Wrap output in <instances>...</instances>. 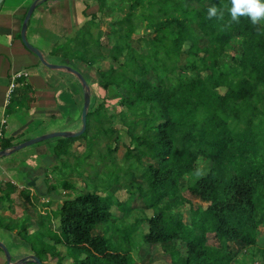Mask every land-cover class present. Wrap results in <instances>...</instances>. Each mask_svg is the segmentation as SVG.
Segmentation results:
<instances>
[{
  "label": "trees",
  "instance_id": "1",
  "mask_svg": "<svg viewBox=\"0 0 264 264\" xmlns=\"http://www.w3.org/2000/svg\"><path fill=\"white\" fill-rule=\"evenodd\" d=\"M117 1L98 0L121 14L109 33L79 31L65 50L96 69L100 100L56 150L69 161V143L84 138L90 171L77 172L80 188L62 184L55 224L33 230L23 218L10 230L42 263L135 264L134 249L160 248L168 264H264V19L232 20L231 0ZM236 37L239 58L225 52Z\"/></svg>",
  "mask_w": 264,
  "mask_h": 264
},
{
  "label": "crops",
  "instance_id": "2",
  "mask_svg": "<svg viewBox=\"0 0 264 264\" xmlns=\"http://www.w3.org/2000/svg\"><path fill=\"white\" fill-rule=\"evenodd\" d=\"M33 1L3 0L0 4V151L45 134L77 132L81 128L83 89L78 79L66 70L44 66L21 41L23 19ZM116 3L117 0H106L108 6ZM120 15L101 9L98 0H44L37 4L27 24V41L44 54L49 64L67 65L83 76L90 88L89 111L100 100L96 69L72 58L65 50L74 45L69 40L79 31L95 34L99 29L109 33ZM90 20L98 27L90 28ZM16 74L22 75L14 78ZM60 143L63 141L49 139L0 156V242L9 251L12 263L34 253L10 230L11 222L24 218L33 230L45 219L55 224L54 214L67 195L63 182L56 178L66 159L54 153ZM80 146L84 148L82 153L77 152ZM68 150L70 157L84 154L85 139L71 141ZM76 183L77 180L76 188L82 187ZM136 249L132 252L135 263L140 262L136 255L144 259L156 252L157 264H168V256L160 248L150 254ZM0 254V264H6L3 252Z\"/></svg>",
  "mask_w": 264,
  "mask_h": 264
},
{
  "label": "rangeland",
  "instance_id": "3",
  "mask_svg": "<svg viewBox=\"0 0 264 264\" xmlns=\"http://www.w3.org/2000/svg\"><path fill=\"white\" fill-rule=\"evenodd\" d=\"M145 34V33H144ZM138 35H136L137 37ZM226 55H230V56H233L234 58H239L240 54H241V37H236L234 39H232L229 43V45L227 46L226 48ZM106 65L109 64V63H105ZM221 92H223V90H221ZM121 109V107H116L114 109V112L112 113L113 114V118H112V122H111V125L112 127L114 128H118L119 130V134L118 136L114 137L111 141V147L112 148H116V152L113 154L118 160L121 159L122 157V154L124 153V147H123V144L124 142H126V135L124 133V131L121 129V125L119 124L118 122V118H117V112H119ZM63 139H66V138H63ZM50 140H60L58 137L56 138H52ZM49 141V139L47 140ZM83 144V143H82ZM57 149V148H56ZM62 152L63 153V150L60 148V150H56L54 153L58 156V153L59 152ZM84 151V148L82 146L78 147L77 149V152L78 153H82ZM91 153L93 154V151H91ZM63 155V154H61ZM68 156V155H67ZM92 158H94V156L92 155ZM90 163H93V160L90 158V159H87V156H84L83 154L81 155H75L73 157H70L69 158V161H64L63 164L60 166V168L57 170L58 171V176L56 177L57 180L59 182H68L70 183L71 185H75V182L77 180V183L76 185L77 186H81L82 183H81V180H79V177H77L78 175V171H80L81 169H83L85 172H84V175H86L87 173H89L90 171V168L88 167V164ZM203 164V161L200 159L197 163L198 167H201ZM78 178V179H77ZM117 197L119 200L123 201L125 200V194L123 192H117L116 193ZM185 197L190 201L191 205L193 207H196L198 205L202 206V207H205L206 206V203L204 202H201L199 199H195V198H191L188 194H185ZM189 205H185V207L183 206L182 207V213H183V218L185 221L188 220V212H189ZM137 213H135L136 215ZM131 219V218H129ZM129 219H126V221H130ZM46 220V219H45ZM101 226L97 227V229L94 231L95 233L98 232L99 229ZM35 239V236H33V240ZM260 238H259V241H258V246L261 245L260 243ZM1 253V251H0ZM157 256V253H153V257L152 255L151 256H147V258H140L139 255H136V260H140V262H136L135 264H157L156 262V258ZM149 257V258H148ZM3 257L1 256L0 254V261H3L2 259ZM154 259V260H153ZM151 261H153V263H151ZM53 263H56V258H50L48 259V264H53ZM30 264V263H28ZM240 264H251V262H249L248 260H246L244 263H240ZM255 264H259V263H255Z\"/></svg>",
  "mask_w": 264,
  "mask_h": 264
},
{
  "label": "water",
  "instance_id": "4",
  "mask_svg": "<svg viewBox=\"0 0 264 264\" xmlns=\"http://www.w3.org/2000/svg\"><path fill=\"white\" fill-rule=\"evenodd\" d=\"M42 1H44V0H34L32 2V4L29 6V8L25 14V17L23 19V23H22V27H21V32H20L21 41L24 44V46L27 48V50H29L31 53H33L44 66H46L50 69L66 70L67 72L74 75L78 79V81H79V83L83 89V106H82L81 119H80L81 120V128L77 132H54V133H50V134H45L43 136H39L37 138H34L31 140L22 142L18 145H15L8 150H1L0 156H6L9 154H12V153H14L20 149H23V148L28 147L30 145H33L35 143L45 141L48 139H52V138H56V137H58V138H77V137H80L86 129V117H87L89 107H90V88H89L87 82L85 81V79L83 78V76L78 71H76L75 69H73L67 65L49 64L46 61L44 54L39 49L30 45L29 42L27 41L26 30H27V24H28L29 18L31 16L33 10L37 6V4L41 3ZM2 2H3V0H0V4ZM0 250L3 252V254L5 256L6 264H26L29 262L34 263V264H44L35 255L26 256V257L18 260L17 262L12 263L9 251L7 250L6 246L1 242H0Z\"/></svg>",
  "mask_w": 264,
  "mask_h": 264
},
{
  "label": "clouds",
  "instance_id": "5",
  "mask_svg": "<svg viewBox=\"0 0 264 264\" xmlns=\"http://www.w3.org/2000/svg\"><path fill=\"white\" fill-rule=\"evenodd\" d=\"M228 12L232 20L247 16L255 24L259 20L264 19V0H231ZM217 13L218 9L215 4H212L207 10L209 17L216 16Z\"/></svg>",
  "mask_w": 264,
  "mask_h": 264
},
{
  "label": "built area",
  "instance_id": "6",
  "mask_svg": "<svg viewBox=\"0 0 264 264\" xmlns=\"http://www.w3.org/2000/svg\"><path fill=\"white\" fill-rule=\"evenodd\" d=\"M22 74H16V75H14V78H16V77H19V76H21ZM26 75V74H25ZM11 88H13V86H14V83H13V81H12V83H11ZM0 137H1V131H0Z\"/></svg>",
  "mask_w": 264,
  "mask_h": 264
}]
</instances>
